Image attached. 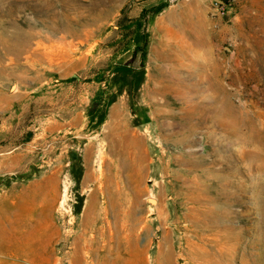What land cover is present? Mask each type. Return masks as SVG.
<instances>
[{"label":"rangeland","instance_id":"rangeland-1","mask_svg":"<svg viewBox=\"0 0 264 264\" xmlns=\"http://www.w3.org/2000/svg\"><path fill=\"white\" fill-rule=\"evenodd\" d=\"M133 253L264 264V0H0V264Z\"/></svg>","mask_w":264,"mask_h":264},{"label":"crops","instance_id":"crops-1","mask_svg":"<svg viewBox=\"0 0 264 264\" xmlns=\"http://www.w3.org/2000/svg\"><path fill=\"white\" fill-rule=\"evenodd\" d=\"M67 139H68V137H64L60 141L65 143L67 141ZM72 152L74 153L73 156L71 154ZM81 156L82 155L78 151H75V150L71 151L70 149H63L56 156L54 155V157L50 160V162H52L53 166H55V167H60L61 166L60 162H62V167H67V168L81 167V168H83V167H85V164L81 163V161H84V158H82ZM26 196H28V194ZM37 227L38 226L36 223L35 229Z\"/></svg>","mask_w":264,"mask_h":264},{"label":"bare ground","instance_id":"bare-ground-1","mask_svg":"<svg viewBox=\"0 0 264 264\" xmlns=\"http://www.w3.org/2000/svg\"><path fill=\"white\" fill-rule=\"evenodd\" d=\"M160 56V55H159ZM167 56H169V55H167ZM163 57V56H162ZM164 58V57H163ZM163 58H161V60L163 59ZM165 60V59H164ZM166 60H167V57H166ZM162 68V67H161ZM162 74H164V71L163 70H160V75H162ZM169 74V73H168ZM161 89V88H160ZM101 168V167H100ZM102 172L103 171H101V175H102ZM191 198H193V197H191ZM149 199V198H148ZM153 199V198H152ZM194 199V198H193ZM194 202V201H193ZM196 203V202H195ZM192 210V209H191ZM191 212V211H190ZM197 212V211H196ZM209 212V211H208ZM208 214V213H207ZM190 215V214H189ZM191 215H193V213H191ZM201 215V214H200ZM208 216V215H207ZM190 217V216H189ZM204 217V216H203ZM207 218V217H206ZM211 218V217H210ZM192 219V218H191ZM199 221V217L197 218V217H195V216H193V219H192V223L194 224H197V222ZM209 221V220H208ZM207 221H205V223H206ZM169 252V251H168ZM77 254V253H76ZM171 254V253H170ZM133 256H132V259L130 258V264H133V263H135L134 261H135V258H134V253L132 254ZM205 255V254H204ZM76 256V255H75ZM77 257H79V256H77ZM210 258V257H209ZM76 261V260H75ZM78 261V260H77ZM74 262V261H73ZM77 263V262H76ZM78 263H80V262H78ZM208 264V263H207Z\"/></svg>","mask_w":264,"mask_h":264},{"label":"trees","instance_id":"trees-1","mask_svg":"<svg viewBox=\"0 0 264 264\" xmlns=\"http://www.w3.org/2000/svg\"><path fill=\"white\" fill-rule=\"evenodd\" d=\"M145 35H141V38L143 39ZM138 50H140V52L142 53V60H143V55L145 53V47L144 46H139Z\"/></svg>","mask_w":264,"mask_h":264}]
</instances>
